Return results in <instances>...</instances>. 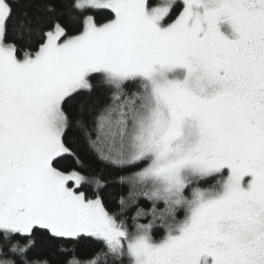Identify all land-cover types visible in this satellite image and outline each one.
I'll return each instance as SVG.
<instances>
[{"label":"snow or ice","instance_id":"6c2138e0","mask_svg":"<svg viewBox=\"0 0 264 264\" xmlns=\"http://www.w3.org/2000/svg\"><path fill=\"white\" fill-rule=\"evenodd\" d=\"M0 264H264V0H0Z\"/></svg>","mask_w":264,"mask_h":264}]
</instances>
